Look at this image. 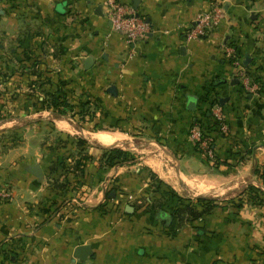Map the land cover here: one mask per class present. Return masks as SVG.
<instances>
[{
    "label": "crops",
    "instance_id": "obj_1",
    "mask_svg": "<svg viewBox=\"0 0 264 264\" xmlns=\"http://www.w3.org/2000/svg\"><path fill=\"white\" fill-rule=\"evenodd\" d=\"M126 1L150 25L133 47L105 0H0V183L10 191L0 199V264H74L80 244L88 264H264V0ZM212 2L220 23L185 41ZM231 46L256 92L237 78ZM54 93L79 109L94 98L100 129L48 108ZM215 102L227 133L209 113ZM195 123L213 138V160L189 137ZM107 147L137 157L105 166ZM60 150L90 155L86 184L61 191L52 176ZM168 191L219 203L180 224Z\"/></svg>",
    "mask_w": 264,
    "mask_h": 264
},
{
    "label": "built area",
    "instance_id": "obj_2",
    "mask_svg": "<svg viewBox=\"0 0 264 264\" xmlns=\"http://www.w3.org/2000/svg\"><path fill=\"white\" fill-rule=\"evenodd\" d=\"M106 15L111 22L112 28L121 33L128 46L133 47L138 41L143 40L150 32L149 23L138 14L136 8L126 0H105ZM222 20V5L220 2H212L209 10L199 14L193 24L183 30V39L187 42L201 39L208 36L215 26ZM227 54L232 58V65L238 79L241 80L244 88L253 93L258 89V85L252 83L245 65L236 55L235 49L226 48ZM215 125L220 133L228 132V124L224 118L222 106L215 102L208 107ZM189 137L194 142L200 153L209 160L216 156L214 141L209 132L193 124L189 129ZM10 197V191L6 184L0 183V199Z\"/></svg>",
    "mask_w": 264,
    "mask_h": 264
},
{
    "label": "rangeland",
    "instance_id": "obj_3",
    "mask_svg": "<svg viewBox=\"0 0 264 264\" xmlns=\"http://www.w3.org/2000/svg\"><path fill=\"white\" fill-rule=\"evenodd\" d=\"M87 99H88V102L86 103L87 104L86 106L84 105L83 102H80L81 103V109H79L78 104L75 105V104L71 103V107H65L64 109L62 107H60L62 114H57V115H60V116L66 115V116L71 117V119L76 120V121H78L77 119H79L81 123H82L81 120H85V116H87L89 118V120L93 122L92 125L94 126V128H92V129L93 130L100 129L98 126L96 127L95 123H94V118H95L94 115L96 114V112L99 111L97 103H95L94 98L87 97ZM109 129H111V128H109ZM93 133H94V131L88 132V136H89V138L96 140L95 138L92 137ZM77 140L79 142L78 145L79 144L85 145L84 141H82L81 138H78ZM107 148H110V147H107ZM76 150H77V147H76ZM89 156L90 155L83 150H81V152H79V153H78V151H74V153L73 152L67 153V152H62L60 150L58 157L56 159L57 165L55 168L52 169V171L53 170L55 171L52 176L54 177L53 180H57V181L62 183L60 186H64V187L60 188L61 191L65 188V185L70 183V182H72V184H74V186L86 184L85 182H87V179H85V177H88V176L85 175L84 168L81 167V165H83V163L86 162V160H88L90 158ZM136 157H137L136 153H134V152L132 153L131 151H129V156L127 157V161L134 160V159H136ZM62 164H64V165H62ZM75 171H77V172H75ZM90 181H93V180L90 179ZM90 181H88V182H90ZM87 187H89V186H87ZM101 189H103V185H101ZM87 191H84V192H87ZM260 203L262 205H264V200H263V202H260Z\"/></svg>",
    "mask_w": 264,
    "mask_h": 264
},
{
    "label": "trees",
    "instance_id": "obj_4",
    "mask_svg": "<svg viewBox=\"0 0 264 264\" xmlns=\"http://www.w3.org/2000/svg\"><path fill=\"white\" fill-rule=\"evenodd\" d=\"M48 98L49 104L46 106L48 108L54 109L57 114H62L60 107H62L63 109L65 107H71V104L62 100L55 93L49 94ZM128 156L129 150L122 149L119 147H110L103 149L101 158L105 166H113L117 163H123L127 160ZM262 175L264 176V169L262 170ZM247 190L252 191V186H249ZM167 193H169L174 199H177V202L181 203V206L177 207L173 211V216L180 222V224H183L189 220H195L203 217L204 215L209 213L214 207H216L219 203V201L217 200L205 197H198L196 199L191 200L189 198L178 197L171 191H168Z\"/></svg>",
    "mask_w": 264,
    "mask_h": 264
},
{
    "label": "water",
    "instance_id": "obj_5",
    "mask_svg": "<svg viewBox=\"0 0 264 264\" xmlns=\"http://www.w3.org/2000/svg\"><path fill=\"white\" fill-rule=\"evenodd\" d=\"M90 61L91 59L87 58L84 62L85 66H88ZM108 91L111 92L112 94H116V90L114 86H110L108 88ZM195 107H196L195 98L191 97L190 101L188 102V108H190L191 110H194ZM34 173L38 176H42V169L40 168L39 165H35ZM90 256H91L90 247L87 244H80L77 246L73 254V257H74L73 262L74 264H88L86 260Z\"/></svg>",
    "mask_w": 264,
    "mask_h": 264
},
{
    "label": "bare ground",
    "instance_id": "obj_6",
    "mask_svg": "<svg viewBox=\"0 0 264 264\" xmlns=\"http://www.w3.org/2000/svg\"><path fill=\"white\" fill-rule=\"evenodd\" d=\"M60 125L66 126L65 123H60ZM92 137L97 139L99 142H101L103 144H109L111 142H115V140H116L115 137H113L109 134H106L105 132H94Z\"/></svg>",
    "mask_w": 264,
    "mask_h": 264
}]
</instances>
